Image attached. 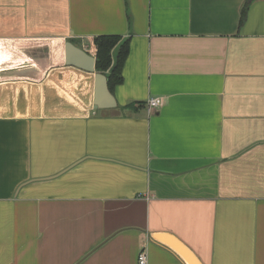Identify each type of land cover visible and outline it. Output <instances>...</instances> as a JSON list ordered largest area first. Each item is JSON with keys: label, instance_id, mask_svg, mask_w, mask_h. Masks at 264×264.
I'll use <instances>...</instances> for the list:
<instances>
[{"label": "crops", "instance_id": "1", "mask_svg": "<svg viewBox=\"0 0 264 264\" xmlns=\"http://www.w3.org/2000/svg\"><path fill=\"white\" fill-rule=\"evenodd\" d=\"M246 2L0 0V264H188L157 234L264 264V0L240 25ZM112 35L123 83L96 109L65 45L96 59Z\"/></svg>", "mask_w": 264, "mask_h": 264}, {"label": "water", "instance_id": "2", "mask_svg": "<svg viewBox=\"0 0 264 264\" xmlns=\"http://www.w3.org/2000/svg\"><path fill=\"white\" fill-rule=\"evenodd\" d=\"M65 62L69 66L95 74L96 109L115 107V99L109 91L106 76L96 72V59L94 57L71 42H67L65 45ZM155 238L171 246L188 264H201L195 254L176 237L169 234H157Z\"/></svg>", "mask_w": 264, "mask_h": 264}, {"label": "trees", "instance_id": "3", "mask_svg": "<svg viewBox=\"0 0 264 264\" xmlns=\"http://www.w3.org/2000/svg\"><path fill=\"white\" fill-rule=\"evenodd\" d=\"M250 2L251 0H247L243 7L240 25L244 23L247 17ZM129 43V37L124 38L116 35L99 36L94 39L96 72L106 76L111 94H113L115 87L123 83L122 73L129 55Z\"/></svg>", "mask_w": 264, "mask_h": 264}, {"label": "built area", "instance_id": "4", "mask_svg": "<svg viewBox=\"0 0 264 264\" xmlns=\"http://www.w3.org/2000/svg\"><path fill=\"white\" fill-rule=\"evenodd\" d=\"M164 102L161 98H151L147 101L149 110H157L163 106ZM148 257L145 251H141L138 256L139 264H147Z\"/></svg>", "mask_w": 264, "mask_h": 264}]
</instances>
